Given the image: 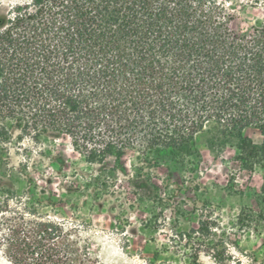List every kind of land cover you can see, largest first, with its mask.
Returning a JSON list of instances; mask_svg holds the SVG:
<instances>
[{
  "label": "trees",
  "instance_id": "trees-1",
  "mask_svg": "<svg viewBox=\"0 0 264 264\" xmlns=\"http://www.w3.org/2000/svg\"><path fill=\"white\" fill-rule=\"evenodd\" d=\"M252 6L262 13L245 28L233 0H30L0 13V118L34 140L67 137L104 176L125 172L106 163L127 151L133 179L144 164L197 165L202 132L232 139L243 170L264 167V1ZM0 246L9 264H97L78 224L7 199Z\"/></svg>",
  "mask_w": 264,
  "mask_h": 264
},
{
  "label": "rangeland",
  "instance_id": "rangeland-1",
  "mask_svg": "<svg viewBox=\"0 0 264 264\" xmlns=\"http://www.w3.org/2000/svg\"><path fill=\"white\" fill-rule=\"evenodd\" d=\"M29 1L0 0V13L13 15ZM233 1L243 5L235 28L262 13L252 5L264 0ZM0 125L7 131L0 129V201L7 199L15 211L34 204L40 216L78 224L97 264H258L264 167L243 170L232 139L209 144V133L202 132L197 165L144 164L143 175L133 179L136 151L118 164L108 159V167L125 172L104 176L67 137L34 140L20 135L11 118H0ZM148 172L154 177L145 179ZM0 264H9L1 246Z\"/></svg>",
  "mask_w": 264,
  "mask_h": 264
}]
</instances>
